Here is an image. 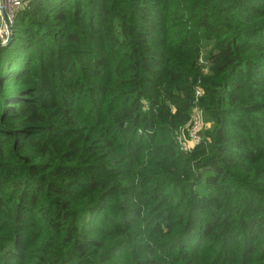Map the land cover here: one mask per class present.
Masks as SVG:
<instances>
[{"label":"trees","instance_id":"16d2710c","mask_svg":"<svg viewBox=\"0 0 264 264\" xmlns=\"http://www.w3.org/2000/svg\"><path fill=\"white\" fill-rule=\"evenodd\" d=\"M10 34L0 264H264V0H29Z\"/></svg>","mask_w":264,"mask_h":264},{"label":"built area","instance_id":"2783aa9c","mask_svg":"<svg viewBox=\"0 0 264 264\" xmlns=\"http://www.w3.org/2000/svg\"><path fill=\"white\" fill-rule=\"evenodd\" d=\"M29 0H0V8L3 9L4 14L7 18V21L9 22V25L11 26L12 21L15 17V15L24 8L26 2ZM8 37V32H7V27L4 24V21L1 17L0 13V45L4 44L7 41ZM187 127V135L190 136L193 146H196L201 138H200V130L202 127V122H201V116L200 113L197 109H194L190 122L188 123ZM189 132V133H188ZM192 146V147H193ZM181 149L183 151L189 150L191 148L186 149L185 147L181 146Z\"/></svg>","mask_w":264,"mask_h":264},{"label":"rangeland","instance_id":"374dc122","mask_svg":"<svg viewBox=\"0 0 264 264\" xmlns=\"http://www.w3.org/2000/svg\"><path fill=\"white\" fill-rule=\"evenodd\" d=\"M5 44V43H4ZM3 44H1L0 46H2ZM202 63V62H201ZM204 66V63L203 65ZM205 68V67H204ZM204 70V69H203ZM197 97L200 96V93L199 92H196L195 94ZM189 133V132H188ZM176 141L178 142L180 148L181 146L182 147H185L186 149L188 148H191L193 149L195 146H193V142L190 138V136L187 135V127L185 126L184 128L182 129H179L177 131V138H176ZM193 146V147H192ZM189 149V150H191Z\"/></svg>","mask_w":264,"mask_h":264},{"label":"water","instance_id":"95a60500","mask_svg":"<svg viewBox=\"0 0 264 264\" xmlns=\"http://www.w3.org/2000/svg\"><path fill=\"white\" fill-rule=\"evenodd\" d=\"M0 13H1V17L4 21V24L6 25L7 27V32H8V37H7V41L5 42V44L3 45H7L10 41H11V34H10V31H11V26L9 25V22L7 21V18L4 14V11L2 8H0Z\"/></svg>","mask_w":264,"mask_h":264}]
</instances>
